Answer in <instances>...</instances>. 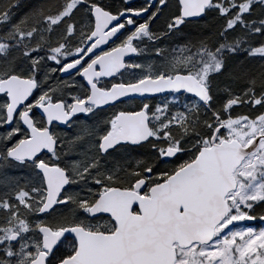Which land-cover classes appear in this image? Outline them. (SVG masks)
Returning a JSON list of instances; mask_svg holds the SVG:
<instances>
[{"label": "snow or ice", "instance_id": "snow-or-ice-1", "mask_svg": "<svg viewBox=\"0 0 264 264\" xmlns=\"http://www.w3.org/2000/svg\"><path fill=\"white\" fill-rule=\"evenodd\" d=\"M169 7L0 0V264H264V0Z\"/></svg>", "mask_w": 264, "mask_h": 264}, {"label": "flooded vegetation", "instance_id": "flooded-vegetation-1", "mask_svg": "<svg viewBox=\"0 0 264 264\" xmlns=\"http://www.w3.org/2000/svg\"><path fill=\"white\" fill-rule=\"evenodd\" d=\"M176 4H177V0H170V5L171 6L176 7ZM170 8L171 7H169V9ZM164 18H162L160 21L157 22L156 27H161L163 25ZM203 22L204 21H201V20H190L189 23L187 24V26H181L182 27V33L179 34L180 39L183 38V34L184 33L195 34L199 30V27H200L201 23H203ZM53 66H55V65L53 64ZM56 76H57L58 79H66L67 78L63 74H60V73H57ZM160 98H161L160 95H156L155 96V101H158ZM155 101H153V102H155ZM136 103H139V101L137 100ZM129 107H134V105H132L130 103ZM33 112H37V109H33ZM79 116H80L81 120L84 119V115L83 114H80ZM74 130H75L74 128H68L66 126H60V125L56 127V131L58 133H69V134H71ZM72 158H76V157L73 156Z\"/></svg>", "mask_w": 264, "mask_h": 264}, {"label": "trees", "instance_id": "trees-1", "mask_svg": "<svg viewBox=\"0 0 264 264\" xmlns=\"http://www.w3.org/2000/svg\"><path fill=\"white\" fill-rule=\"evenodd\" d=\"M28 2L29 3H35V2H38V0H28ZM105 2L106 3H110V2H112V0H105ZM119 1H117V3H118ZM170 9H167L166 10V14H165V18L164 19H167V17H168V15L169 14H171V13H173L174 12V9H175V7L174 6H171L170 5ZM22 11H26V9H22ZM204 23V22H203ZM203 23H201V25L203 24ZM192 34V33H191ZM247 63H249L251 66H253V67H258V64H259V62L258 61H256V60H250V61H247ZM237 111H239V112H244V111H247L246 109H237Z\"/></svg>", "mask_w": 264, "mask_h": 264}, {"label": "water", "instance_id": "water-1", "mask_svg": "<svg viewBox=\"0 0 264 264\" xmlns=\"http://www.w3.org/2000/svg\"><path fill=\"white\" fill-rule=\"evenodd\" d=\"M191 19H193V18H191Z\"/></svg>", "mask_w": 264, "mask_h": 264}]
</instances>
